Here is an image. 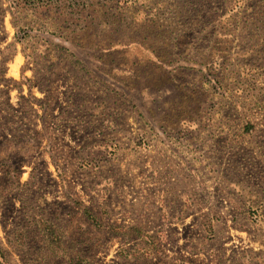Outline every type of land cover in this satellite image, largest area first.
<instances>
[{"label": "rangeland", "instance_id": "1", "mask_svg": "<svg viewBox=\"0 0 264 264\" xmlns=\"http://www.w3.org/2000/svg\"><path fill=\"white\" fill-rule=\"evenodd\" d=\"M0 264H264V0H0Z\"/></svg>", "mask_w": 264, "mask_h": 264}, {"label": "trees", "instance_id": "2", "mask_svg": "<svg viewBox=\"0 0 264 264\" xmlns=\"http://www.w3.org/2000/svg\"><path fill=\"white\" fill-rule=\"evenodd\" d=\"M41 230L43 231V233L45 234L47 240H48V243L51 245V246H60V236L58 234V232L52 227L51 224H48V223H45V222H42L41 224ZM136 231V233L138 235H140V232L137 231V230H134ZM142 235V234H141Z\"/></svg>", "mask_w": 264, "mask_h": 264}]
</instances>
